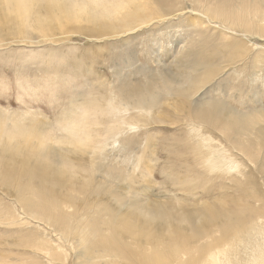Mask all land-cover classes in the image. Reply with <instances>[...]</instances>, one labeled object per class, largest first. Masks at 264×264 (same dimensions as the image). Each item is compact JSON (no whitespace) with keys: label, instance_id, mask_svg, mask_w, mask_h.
<instances>
[{"label":"rangeland","instance_id":"1","mask_svg":"<svg viewBox=\"0 0 264 264\" xmlns=\"http://www.w3.org/2000/svg\"><path fill=\"white\" fill-rule=\"evenodd\" d=\"M58 1L0 11V264H85L88 255L79 234L32 218L25 202L42 198L19 195L21 167L12 165L20 157L8 143L38 141L66 158L54 167L76 186L60 194L80 203L76 217L89 201L139 203L148 219L180 216L187 225L207 205L241 217L264 201V37L207 12L208 0ZM74 1L89 5L78 15L84 26L61 28L54 17L71 22L60 9ZM218 1L236 11L234 0ZM256 1L253 10H264ZM196 2L206 9L195 11ZM91 27L90 35L77 29ZM201 110L246 128L231 140L197 117ZM247 141L262 150H246ZM219 151L245 177L214 169ZM115 261L93 254L86 263Z\"/></svg>","mask_w":264,"mask_h":264},{"label":"bare ground","instance_id":"2","mask_svg":"<svg viewBox=\"0 0 264 264\" xmlns=\"http://www.w3.org/2000/svg\"><path fill=\"white\" fill-rule=\"evenodd\" d=\"M208 1L207 12H217L220 18L230 17L231 24L241 27L242 33L245 35L253 34L264 37V10H253L254 5L257 4L256 0H234L233 6L236 7V11L226 2ZM41 2L42 0H3L0 2V11L22 14L23 11L27 12L36 8ZM48 2L53 3L55 0H48ZM63 2L64 0L58 1L59 4ZM79 2L80 4L78 1H74L73 7L69 9H60V11L69 13L66 18L71 19V22L54 17L61 28L74 25L84 26L79 21L78 15L87 12L89 5ZM195 4L198 6L195 11L206 9V6L200 2ZM172 7L174 6L170 5V8ZM218 24L223 25L222 22H218ZM93 28L96 30L95 27L77 29L90 35ZM254 29L263 31L253 33ZM100 33L105 34L103 29ZM140 104L147 106L150 101L142 100ZM195 110L196 107L193 111L194 116ZM227 111L230 112L228 109ZM196 116L201 119H209L213 125L221 126L231 140L238 137L242 133L241 130L246 128L240 119L233 116H212L203 110ZM132 126L129 125L130 128ZM249 134L246 132V137ZM25 138L34 139L33 136ZM11 139L16 140L18 137H11ZM245 146L248 151L262 150L259 143L251 145L247 141ZM4 150L13 151L20 157L12 165L14 169L21 167L17 177L19 185L23 188L18 192L19 195H38L42 198L37 203L25 202L26 207L36 214L32 218L44 221L48 225H59L67 233L79 234L84 244V250H88L89 256L103 254L108 258L115 259L113 264H264L263 200L256 201V205L249 207L246 214L240 215L241 217L231 215L236 214L234 212L224 213L212 205H207L201 212L191 213L187 225L181 224L185 217L180 216L159 218L158 220L148 219L145 217V212L150 210L149 206L139 203L109 206L103 202L89 201L84 205V208L80 209V216L76 217L77 213H80L77 212L79 207L77 208L76 205L79 202L69 200L70 203L75 204L67 205V203H62V195H60L66 191L72 196L76 186L66 174L54 167V162L65 163L66 158H58L55 151L47 150L38 141L26 148L15 147L8 143V147ZM23 155L30 157V160L22 159ZM216 158L214 169H220L230 177L235 175L245 177L235 171L236 163L233 164V161L227 159L221 151L217 153ZM205 161L209 164L211 157H207ZM77 174V172L73 173V177H76ZM260 174H264V163L262 168L257 171V175ZM29 186H35L37 190L35 188L25 189ZM48 186H53V191H50ZM53 199L57 204L53 205ZM122 209L125 210L122 211ZM136 210L144 212L138 215ZM164 211L171 213L173 210L171 207H167ZM164 231L168 235H165ZM88 255L87 253L84 255L85 264H88L86 263Z\"/></svg>","mask_w":264,"mask_h":264}]
</instances>
